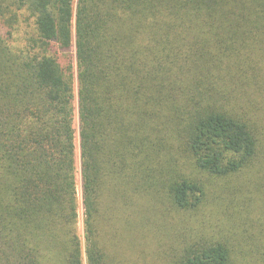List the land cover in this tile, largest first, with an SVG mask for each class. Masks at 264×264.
I'll list each match as a JSON object with an SVG mask.
<instances>
[{"label": "trees", "instance_id": "obj_1", "mask_svg": "<svg viewBox=\"0 0 264 264\" xmlns=\"http://www.w3.org/2000/svg\"><path fill=\"white\" fill-rule=\"evenodd\" d=\"M261 155L264 0H0V264H236Z\"/></svg>", "mask_w": 264, "mask_h": 264}, {"label": "rangeland", "instance_id": "obj_2", "mask_svg": "<svg viewBox=\"0 0 264 264\" xmlns=\"http://www.w3.org/2000/svg\"><path fill=\"white\" fill-rule=\"evenodd\" d=\"M19 40L21 37H18ZM77 128L76 145L80 151V139L78 134L79 120L75 121ZM264 158V155H261ZM80 158V156H79ZM262 167L261 165H259ZM258 167L256 170H262ZM81 163H78V228L83 244H85V210L82 198V177L80 174ZM260 183L259 188L252 191L242 189H228L221 193L214 191L217 195L216 202H212L202 208L201 219L206 224L204 232L213 233L218 238L227 240L235 252L236 264H251L262 257L261 240L264 239V173H259L253 184ZM254 186V185H253ZM180 216L171 215L167 225L177 224ZM172 229L169 228L168 232ZM258 242L257 248L251 253L252 246ZM260 264V263H257Z\"/></svg>", "mask_w": 264, "mask_h": 264}]
</instances>
